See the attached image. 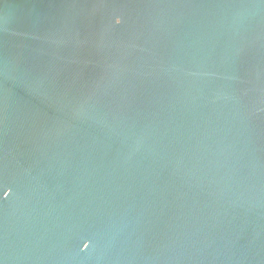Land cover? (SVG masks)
Here are the masks:
<instances>
[{"label":"water","instance_id":"95a60500","mask_svg":"<svg viewBox=\"0 0 264 264\" xmlns=\"http://www.w3.org/2000/svg\"><path fill=\"white\" fill-rule=\"evenodd\" d=\"M0 264H264V0H0Z\"/></svg>","mask_w":264,"mask_h":264}]
</instances>
